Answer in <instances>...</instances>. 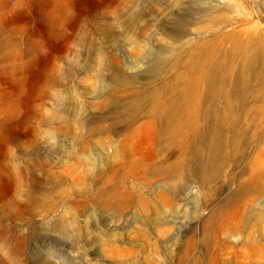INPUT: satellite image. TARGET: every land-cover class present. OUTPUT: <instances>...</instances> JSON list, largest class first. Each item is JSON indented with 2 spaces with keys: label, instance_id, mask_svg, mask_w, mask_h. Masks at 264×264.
Returning a JSON list of instances; mask_svg holds the SVG:
<instances>
[{
  "label": "rangeland",
  "instance_id": "374dc122",
  "mask_svg": "<svg viewBox=\"0 0 264 264\" xmlns=\"http://www.w3.org/2000/svg\"><path fill=\"white\" fill-rule=\"evenodd\" d=\"M243 65L216 169L152 173L181 159L153 127L137 132L153 100L188 69L191 92L203 72L221 88ZM253 255L264 260V0H0V264Z\"/></svg>",
  "mask_w": 264,
  "mask_h": 264
},
{
  "label": "bare ground",
  "instance_id": "6f19581e",
  "mask_svg": "<svg viewBox=\"0 0 264 264\" xmlns=\"http://www.w3.org/2000/svg\"><path fill=\"white\" fill-rule=\"evenodd\" d=\"M245 58L250 59V54L246 52ZM198 61L194 59L190 71L199 69ZM247 67L253 68V65H246ZM246 68L244 65L241 66L232 80H224L221 88L209 78L214 69L208 73L203 72L194 82L196 90L191 92L188 69L186 74L175 79L176 82L171 84L169 91L162 98L153 100V112L158 113V116L150 123L142 125L137 132L153 127L155 139L161 142L163 139L171 140L172 144L179 148L181 159L165 168H152V173L169 174L177 168L181 170L179 173L181 180L187 182L190 176L202 181L209 177L210 171L217 167L216 161L223 141L216 129L240 121V118L234 121L231 119L230 122L229 119L231 112L243 99L237 93V89L245 87L243 73ZM247 85L250 87L251 82ZM235 98L237 101H233ZM191 102L194 103L191 105ZM239 264H264V260L262 261L258 255H253L239 261Z\"/></svg>",
  "mask_w": 264,
  "mask_h": 264
}]
</instances>
